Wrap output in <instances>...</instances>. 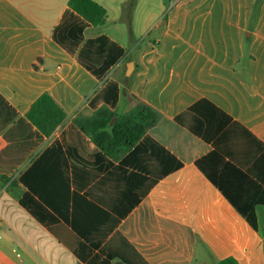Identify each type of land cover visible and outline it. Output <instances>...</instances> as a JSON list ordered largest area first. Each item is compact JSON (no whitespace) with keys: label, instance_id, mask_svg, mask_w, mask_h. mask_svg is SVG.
I'll return each mask as SVG.
<instances>
[{"label":"crops","instance_id":"0c3cea01","mask_svg":"<svg viewBox=\"0 0 264 264\" xmlns=\"http://www.w3.org/2000/svg\"><path fill=\"white\" fill-rule=\"evenodd\" d=\"M93 1L106 11L102 27L86 23L69 0H0V175L18 181L31 166L54 173L60 154L95 169L109 160L105 172L113 171L129 153L109 158L73 118L105 104L93 99L113 67L122 97L131 61L127 90L160 114L147 135L181 166L97 248L24 186L0 184L16 209L13 217L0 213V264H218L229 257L264 264V0L252 32L257 0H136L131 10L129 0ZM102 36L125 53L103 72L94 64L104 73L98 78L79 53ZM43 93L67 113L50 136L26 117ZM123 167L143 175L136 158Z\"/></svg>","mask_w":264,"mask_h":264},{"label":"trees","instance_id":"16d2710c","mask_svg":"<svg viewBox=\"0 0 264 264\" xmlns=\"http://www.w3.org/2000/svg\"><path fill=\"white\" fill-rule=\"evenodd\" d=\"M135 1H128V9H132ZM260 3L257 0L253 7L248 26L250 32L258 18ZM69 7L94 27H102L106 23L105 9L93 0H69ZM125 17L129 19L130 11L126 12ZM75 32L70 31L69 35ZM249 41L250 38H246L247 46ZM124 53L122 47L102 36L88 40L83 45L79 60L101 78L104 73L98 74L94 64H100L103 72L114 66ZM121 82L127 86L122 87V97L117 84L109 80L93 99L105 104L91 117L73 118L74 124L109 158L119 160L129 153L113 171L105 172L112 164L109 160L103 168L95 169V163L76 155H71L75 161L69 165L65 154H60L59 168L54 173H37L35 166H31L18 181L10 182L7 176L0 175V184L10 182L13 186H24L94 248L105 241L121 219L149 193L160 178L181 166L176 158L147 135L148 130L158 123L160 114L127 90L131 83L130 77H123ZM120 100L122 105L110 109L108 105L114 107ZM130 102L133 106L124 111L122 106ZM26 117L44 136H50L66 119L67 113L50 94L43 93L32 103ZM67 153L70 155L71 151ZM131 158H136L140 163L143 175H126L123 166ZM218 264H237V261L229 257Z\"/></svg>","mask_w":264,"mask_h":264},{"label":"rangeland","instance_id":"374dc122","mask_svg":"<svg viewBox=\"0 0 264 264\" xmlns=\"http://www.w3.org/2000/svg\"><path fill=\"white\" fill-rule=\"evenodd\" d=\"M12 196H9V188H0V213L1 212H12L11 216L13 217L14 212H15V204H14V199ZM3 205V208H2ZM6 210H5V209ZM5 215V214H4ZM11 218V217H9ZM8 224H13L14 220L13 219H7Z\"/></svg>","mask_w":264,"mask_h":264},{"label":"built area","instance_id":"2783aa9c","mask_svg":"<svg viewBox=\"0 0 264 264\" xmlns=\"http://www.w3.org/2000/svg\"><path fill=\"white\" fill-rule=\"evenodd\" d=\"M179 0H169V4L172 6L174 4H176ZM115 67H113L106 75H104L101 79H100V85L103 86L107 81L110 80L112 73L114 71Z\"/></svg>","mask_w":264,"mask_h":264},{"label":"water","instance_id":"95a60500","mask_svg":"<svg viewBox=\"0 0 264 264\" xmlns=\"http://www.w3.org/2000/svg\"><path fill=\"white\" fill-rule=\"evenodd\" d=\"M133 69H134V63L132 61L128 62L127 67H126V76L127 77L131 76Z\"/></svg>","mask_w":264,"mask_h":264}]
</instances>
